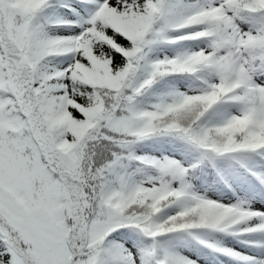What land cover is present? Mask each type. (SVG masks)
Listing matches in <instances>:
<instances>
[{
    "label": "snow or ice",
    "instance_id": "obj_1",
    "mask_svg": "<svg viewBox=\"0 0 264 264\" xmlns=\"http://www.w3.org/2000/svg\"><path fill=\"white\" fill-rule=\"evenodd\" d=\"M0 264H264V0H0Z\"/></svg>",
    "mask_w": 264,
    "mask_h": 264
}]
</instances>
